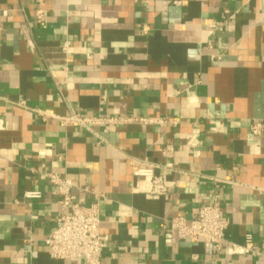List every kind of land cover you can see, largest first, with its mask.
<instances>
[{
  "label": "crops",
  "instance_id": "obj_1",
  "mask_svg": "<svg viewBox=\"0 0 264 264\" xmlns=\"http://www.w3.org/2000/svg\"><path fill=\"white\" fill-rule=\"evenodd\" d=\"M48 174L98 205L103 264H264V0H0V264H85L48 255ZM216 195L218 253L163 226Z\"/></svg>",
  "mask_w": 264,
  "mask_h": 264
},
{
  "label": "built area",
  "instance_id": "obj_2",
  "mask_svg": "<svg viewBox=\"0 0 264 264\" xmlns=\"http://www.w3.org/2000/svg\"><path fill=\"white\" fill-rule=\"evenodd\" d=\"M38 5H42L44 0H35ZM177 3V1H174ZM44 11L38 9L36 12L37 23L44 25ZM65 48L67 43L64 44ZM126 121H137L142 123H152L148 118H127ZM62 124L93 125L102 124L106 121L101 117H86L80 114L70 113L68 116L60 118ZM259 123H255L251 130L254 134L258 132ZM134 175L147 176L151 179L152 193L162 194L165 188L159 176L153 172L150 165L133 166ZM49 181L54 186L53 194L57 198V203L61 207L59 225L52 230L44 239L48 255L53 259L72 260L82 258L85 264H103L102 250L106 247L108 239L99 232V207L96 203L89 205L79 204L75 195V186L68 178H60L55 174L47 175ZM23 197L27 200L39 199V191H27ZM66 210H69L68 212ZM163 226L175 232L181 239L192 241L201 239L209 244L212 250L218 253L223 247L228 245L224 236L226 222L221 217V209L218 196L206 204L200 206L195 215L186 221L184 217H172L164 220ZM252 237H245V244L242 252L251 248ZM232 252L238 250L232 247Z\"/></svg>",
  "mask_w": 264,
  "mask_h": 264
}]
</instances>
